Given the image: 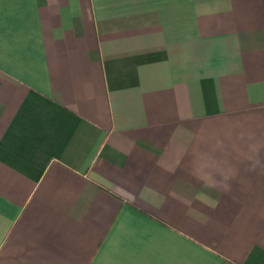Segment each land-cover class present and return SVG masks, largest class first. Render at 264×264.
<instances>
[{
	"label": "crops",
	"instance_id": "obj_1",
	"mask_svg": "<svg viewBox=\"0 0 264 264\" xmlns=\"http://www.w3.org/2000/svg\"><path fill=\"white\" fill-rule=\"evenodd\" d=\"M0 264H264V0H0Z\"/></svg>",
	"mask_w": 264,
	"mask_h": 264
}]
</instances>
